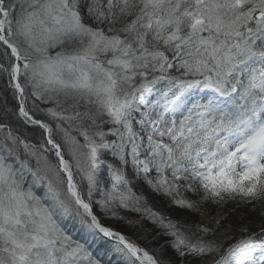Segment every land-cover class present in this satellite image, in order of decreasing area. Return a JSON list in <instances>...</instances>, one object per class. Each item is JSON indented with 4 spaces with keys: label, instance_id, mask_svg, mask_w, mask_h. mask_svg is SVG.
Returning <instances> with one entry per match:
<instances>
[{
    "label": "snow or ice",
    "instance_id": "obj_1",
    "mask_svg": "<svg viewBox=\"0 0 264 264\" xmlns=\"http://www.w3.org/2000/svg\"><path fill=\"white\" fill-rule=\"evenodd\" d=\"M0 77V264H264L196 220L264 221V0H0Z\"/></svg>",
    "mask_w": 264,
    "mask_h": 264
},
{
    "label": "rangeland",
    "instance_id": "obj_2",
    "mask_svg": "<svg viewBox=\"0 0 264 264\" xmlns=\"http://www.w3.org/2000/svg\"><path fill=\"white\" fill-rule=\"evenodd\" d=\"M228 205V204H227ZM224 205L222 207H217L213 205H207L201 209L200 215L196 217V220L202 223H213L214 221L221 219V225L223 229H226L228 227L236 228L237 225L240 223H249L250 221H256L259 216H250L249 218H245L246 212L244 210H240L239 206L232 204V206L229 207V205ZM262 223L259 222V225ZM111 226L114 227L113 224ZM241 233H236V238L241 237Z\"/></svg>",
    "mask_w": 264,
    "mask_h": 264
},
{
    "label": "trees",
    "instance_id": "obj_3",
    "mask_svg": "<svg viewBox=\"0 0 264 264\" xmlns=\"http://www.w3.org/2000/svg\"><path fill=\"white\" fill-rule=\"evenodd\" d=\"M4 101H7L9 106H12V104L14 103V101L12 99L11 91H10V89L7 88V86L5 84V78L0 77V102H4ZM28 131H29V134L32 135L33 137H36V136L39 135V132L36 129H29ZM33 142H35V139H33ZM229 204H228L229 207L232 206L231 203H229ZM239 209L240 210H244L246 212L245 218H249L250 216H259V212L253 213L247 207H239ZM257 218L258 219L256 221H250L249 222V223H252L253 225H255V227H253L251 229V231H259V222L264 223V221H261V219L259 217H257ZM106 223H108L110 225L113 224L114 227H116L118 230H121V231H124V232H128L129 231V229L125 228L119 222L107 221ZM74 238H77V237L74 235ZM148 239L151 240V237H149ZM140 242L147 246V242L145 240H141ZM160 243H162V241H160ZM151 246L155 247L156 245L152 244Z\"/></svg>",
    "mask_w": 264,
    "mask_h": 264
}]
</instances>
